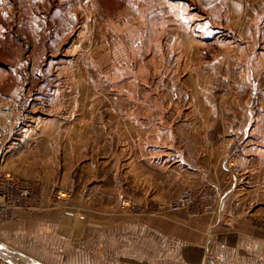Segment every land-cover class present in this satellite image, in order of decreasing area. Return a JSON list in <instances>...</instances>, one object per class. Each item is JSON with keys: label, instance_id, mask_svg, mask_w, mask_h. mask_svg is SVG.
I'll list each match as a JSON object with an SVG mask.
<instances>
[{"label": "rangeland", "instance_id": "1", "mask_svg": "<svg viewBox=\"0 0 264 264\" xmlns=\"http://www.w3.org/2000/svg\"><path fill=\"white\" fill-rule=\"evenodd\" d=\"M225 5L226 0H0V71L17 69L21 95L19 118L0 138L12 145L24 129L28 138H44L41 151L24 155L23 161L15 157L10 172L39 184L41 196L49 193L55 205L56 193L68 192L70 183H79V161L69 159L68 127L76 122L104 126L126 104L151 105L157 112L153 117L158 118L172 115L176 107L209 105V100H215L211 104L218 106L221 118L226 115L236 127L232 151L239 154L246 134L241 125L249 115L245 105L253 100L252 134L264 136V113L259 111L264 95L250 98L255 90H264V60L254 64L252 59L221 60L229 36ZM248 55L246 51L247 58L253 54ZM198 90H210L215 96L197 97ZM36 124L39 128L33 131ZM127 201L133 209L123 205ZM158 207L150 210L152 214L161 213ZM72 208L77 217L88 214L85 208ZM120 208L128 214L140 212L130 198H124ZM97 212L90 214L95 222ZM96 230L78 247L82 251L73 245L72 264H143L107 251L103 256L102 237ZM111 234L106 232L105 237ZM108 243L111 247V240ZM40 244L42 240L25 238L19 250L4 245L0 249L5 248L1 253L13 257L11 262L16 264H66L59 254L64 252L63 244L56 241V251Z\"/></svg>", "mask_w": 264, "mask_h": 264}, {"label": "crops", "instance_id": "2", "mask_svg": "<svg viewBox=\"0 0 264 264\" xmlns=\"http://www.w3.org/2000/svg\"><path fill=\"white\" fill-rule=\"evenodd\" d=\"M224 16L229 36L223 42L221 60L252 59L253 64L264 60V0H226ZM230 36H237V43ZM246 51L254 56L245 57ZM16 73L15 67L0 71V135L19 118L21 95ZM212 93L198 90L196 96L213 98ZM260 95L264 90H255L250 98ZM211 101L209 105L176 107L172 115L158 118L153 117L157 112L151 105L126 104L120 105L116 119L104 126L73 123L66 140L72 146L70 161H79V183L66 187L70 200L56 207L47 193L43 210L35 215L17 212L0 230V245L16 251L21 248L19 242L28 238L42 240L41 248L56 251L59 241L64 251L59 254L66 264H72L73 245L83 247L97 229L103 256L107 251V255L134 257L143 264H264V136L252 134L256 118L249 120L255 114L253 100L245 105L249 115L241 125L246 134L242 152L236 156L239 169L234 178L227 171V160L233 154L236 127L226 115L221 118V111ZM259 111L264 113V104ZM38 128L36 124L33 131ZM27 130L9 146L6 170L14 168L15 157L23 161L24 155L41 151L44 138H28ZM32 145L38 149H30ZM200 189L214 194L213 212L195 216L189 209L150 211L169 205L186 191ZM124 198L133 200L140 212L121 211ZM72 206L87 209V216L77 217ZM93 210L98 211L96 222L90 218ZM106 232L112 233L111 237H105Z\"/></svg>", "mask_w": 264, "mask_h": 264}, {"label": "built area", "instance_id": "3", "mask_svg": "<svg viewBox=\"0 0 264 264\" xmlns=\"http://www.w3.org/2000/svg\"><path fill=\"white\" fill-rule=\"evenodd\" d=\"M10 145V140L0 138V227L15 218L17 212H35L43 208V197L39 184L24 179L4 168V159ZM237 153H233L227 160V171L234 178L238 168ZM69 193L60 191L53 196V201L59 206L67 202ZM123 204L128 209H133L127 201ZM55 204V205H56ZM189 209L193 215L198 216L215 210V196L207 189L189 190L175 198L169 205H161L157 211L178 212ZM8 254L0 253V264L12 263ZM216 260L215 256L212 257Z\"/></svg>", "mask_w": 264, "mask_h": 264}]
</instances>
